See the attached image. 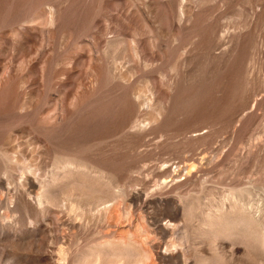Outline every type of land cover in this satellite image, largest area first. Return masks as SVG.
Listing matches in <instances>:
<instances>
[{"label":"rangeland","instance_id":"rangeland-1","mask_svg":"<svg viewBox=\"0 0 264 264\" xmlns=\"http://www.w3.org/2000/svg\"><path fill=\"white\" fill-rule=\"evenodd\" d=\"M0 264H264V0H0Z\"/></svg>","mask_w":264,"mask_h":264}]
</instances>
